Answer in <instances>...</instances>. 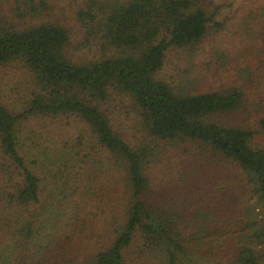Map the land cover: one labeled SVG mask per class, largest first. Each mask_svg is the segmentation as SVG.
Segmentation results:
<instances>
[{
    "label": "trees",
    "instance_id": "obj_1",
    "mask_svg": "<svg viewBox=\"0 0 264 264\" xmlns=\"http://www.w3.org/2000/svg\"><path fill=\"white\" fill-rule=\"evenodd\" d=\"M212 1L0 0V264H264V0Z\"/></svg>",
    "mask_w": 264,
    "mask_h": 264
},
{
    "label": "rangeland",
    "instance_id": "obj_2",
    "mask_svg": "<svg viewBox=\"0 0 264 264\" xmlns=\"http://www.w3.org/2000/svg\"><path fill=\"white\" fill-rule=\"evenodd\" d=\"M239 0H213L212 5L210 7V14L215 15L214 19H223L227 18V16H231L233 13L234 5L238 3ZM196 68L194 63L190 64L188 63V59L186 58L185 54L182 51H176L173 53L172 58L168 61L166 64L167 71L166 73H171L175 71H180L185 69H191ZM176 68V70H173ZM28 77V73L26 68L16 62H9L5 64H0V102L7 105V106H15V105H23L26 101L29 87H25L23 85L24 81ZM119 102L128 108H122V111L125 113H130V115H124L127 118H134V107L132 105V101L129 99H123L122 96H119ZM241 119L244 118V116L238 112L232 113L229 115V117H225V119ZM131 124V123H130ZM51 136L49 133H45L44 135H40L42 138V141L46 140L45 144H49L51 142ZM235 179H238L240 176L237 175V172H234L232 175ZM53 181V180H52ZM48 175L43 176L42 180V187H43V193L42 195L46 197L48 193L51 191V182ZM227 187H230V184L227 183ZM244 187H248L244 183ZM251 187V186H249ZM248 190L244 188L245 191ZM249 191V190H248ZM245 194V212L249 209V219L251 218L254 221H259L264 219V201L258 199L255 194H251V192H248ZM248 208V209H247ZM247 213V212H246ZM247 221V220H245ZM255 222V223H256ZM253 225V224H252ZM254 229H251L248 232H244V234L249 233L251 236H247L246 238L249 240L251 245L257 249L258 252L264 253V241H260L255 239L253 235Z\"/></svg>",
    "mask_w": 264,
    "mask_h": 264
}]
</instances>
